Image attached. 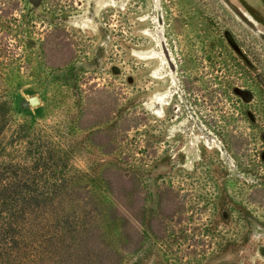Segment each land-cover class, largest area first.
Returning a JSON list of instances; mask_svg holds the SVG:
<instances>
[{
    "label": "rangeland",
    "instance_id": "obj_1",
    "mask_svg": "<svg viewBox=\"0 0 264 264\" xmlns=\"http://www.w3.org/2000/svg\"><path fill=\"white\" fill-rule=\"evenodd\" d=\"M0 113V264H264V0H0Z\"/></svg>",
    "mask_w": 264,
    "mask_h": 264
},
{
    "label": "trees",
    "instance_id": "obj_2",
    "mask_svg": "<svg viewBox=\"0 0 264 264\" xmlns=\"http://www.w3.org/2000/svg\"><path fill=\"white\" fill-rule=\"evenodd\" d=\"M8 119L9 115L0 113V133ZM247 138V144L250 147L251 134ZM253 155L257 156L256 154ZM250 156L251 154H249L250 162L248 163H255L260 159L259 162L264 164V158L261 159L259 156L258 159L257 156L255 161ZM2 165L5 169L8 168L4 162L0 161V171L3 170ZM260 167H263V165H260ZM24 193L34 194L30 198L33 200L37 199L38 196L44 195L36 186L29 188L26 184L11 185L10 183L3 184L0 182V257L6 254L7 262L17 255L18 257H23L21 252L26 248L33 247L35 240L29 238V235L36 233V230L40 227L36 219L32 218V221L29 219L33 212V207L30 208V202L26 201V197L23 196ZM63 242L64 240L60 241L58 245ZM3 260H5L4 256ZM45 261L47 262V259Z\"/></svg>",
    "mask_w": 264,
    "mask_h": 264
},
{
    "label": "water",
    "instance_id": "obj_3",
    "mask_svg": "<svg viewBox=\"0 0 264 264\" xmlns=\"http://www.w3.org/2000/svg\"><path fill=\"white\" fill-rule=\"evenodd\" d=\"M31 105H36L38 103V98L36 96H32L28 99Z\"/></svg>",
    "mask_w": 264,
    "mask_h": 264
}]
</instances>
